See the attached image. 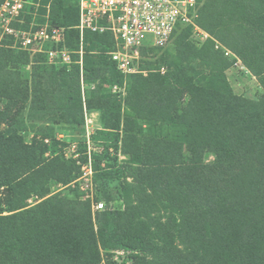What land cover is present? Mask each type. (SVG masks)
<instances>
[{"label":"trees","instance_id":"1","mask_svg":"<svg viewBox=\"0 0 264 264\" xmlns=\"http://www.w3.org/2000/svg\"><path fill=\"white\" fill-rule=\"evenodd\" d=\"M41 4L63 28L59 46L77 51V0ZM193 22L209 37L198 45L178 24L160 59L166 46L141 48L120 99L102 88L125 77L109 33L85 32L82 71L77 53L66 68L0 44V264H128L110 260L115 250L132 264H264V0H199ZM223 48L258 78L259 97L233 91ZM84 109L103 127L92 183L106 207L94 212L56 138L59 124L82 135Z\"/></svg>","mask_w":264,"mask_h":264},{"label":"built area","instance_id":"2","mask_svg":"<svg viewBox=\"0 0 264 264\" xmlns=\"http://www.w3.org/2000/svg\"><path fill=\"white\" fill-rule=\"evenodd\" d=\"M27 3L28 0H0V44L29 54H42L46 64L66 68L74 62L72 54L77 53L80 71L86 31L112 36L113 49L107 54L125 77L139 72L140 49L165 46L178 24H192L205 38L209 37L193 22L199 0H77L78 21L74 28L78 31L79 46L77 51H71L59 46L64 39L63 28L50 25L47 14L43 23L34 18L25 21ZM224 53L233 55L227 49ZM80 77L83 84L82 72ZM81 172L80 177L87 176L85 186L92 189L90 161L81 166ZM81 199H90L93 212L106 207L103 201L94 200L92 194H82ZM116 252L127 254L124 250Z\"/></svg>","mask_w":264,"mask_h":264},{"label":"rangeland","instance_id":"3","mask_svg":"<svg viewBox=\"0 0 264 264\" xmlns=\"http://www.w3.org/2000/svg\"><path fill=\"white\" fill-rule=\"evenodd\" d=\"M42 3V0H28V3L26 4V14L31 15V19L34 18L37 21V18L43 17L45 18L44 14H40V8L44 7ZM31 7V8H30ZM47 13V12H46ZM25 21H27L25 19ZM30 22L27 21V23ZM39 23V22H38ZM43 23V22H41ZM206 37V36H205ZM203 36V33L200 32L197 29H193L191 38L195 41L196 44L200 45L202 44L207 38ZM164 49L155 51V57L152 58V60L160 59V55L164 50L171 49V45L167 44L165 45ZM222 47V46H220ZM226 49L223 48V51ZM94 52V51H93ZM225 55V53H223ZM36 54H30V56H34ZM230 61H232L231 66L226 70V77L227 80L232 87L233 91L236 94L244 95L247 97H259L260 94V85L258 78L254 77L241 63L240 59L237 58L234 55H229ZM234 59V60H233ZM83 60V55H82ZM140 64V63H139ZM161 70H165V65L161 63ZM29 69V66H27ZM139 72L140 66H139ZM144 74H146V70L143 71ZM103 90H105L106 94L114 95L116 97L123 98L126 95V77H124L122 83L114 82L111 84H103ZM82 89V95L86 97V91L85 86L81 84ZM84 132L82 135L74 134L66 124H59L56 126V138L61 142V144L58 145V149L62 151L63 155L66 158L75 160L77 163H80L81 166L87 165L90 161L91 164H93L94 161V155L99 154L102 151L104 140H102L100 137H98V131L103 130L102 123L100 120V112L97 110H91L88 111L84 109ZM24 138L27 142L31 141L34 138H38L35 136L34 132L28 131L24 133ZM63 143V144H62ZM118 159H124V156L117 153ZM208 157L207 159H210ZM86 171V170H85ZM82 173V172H81ZM87 176L79 177L80 179L73 185L72 188H78L80 193L83 194H92L93 199L95 200V197H101V194L95 193V187H92V189L87 188L88 181L86 180ZM81 187V188H80ZM62 187L60 185H54L52 187V190H60ZM84 189V190H83ZM34 198L31 199L33 201ZM100 201V200H99ZM110 205L114 208H122L123 203L122 200L116 199L112 202H110ZM110 260L115 261L119 263L122 259H126L128 264H132L135 262L136 258L134 255L127 252L126 255L118 254L115 251L110 252ZM105 255H102V260L99 264L105 263Z\"/></svg>","mask_w":264,"mask_h":264}]
</instances>
